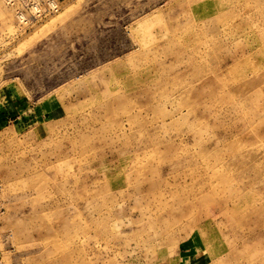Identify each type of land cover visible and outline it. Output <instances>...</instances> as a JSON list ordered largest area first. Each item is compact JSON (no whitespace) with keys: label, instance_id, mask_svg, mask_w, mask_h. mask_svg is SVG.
<instances>
[{"label":"rangeland","instance_id":"374dc122","mask_svg":"<svg viewBox=\"0 0 264 264\" xmlns=\"http://www.w3.org/2000/svg\"><path fill=\"white\" fill-rule=\"evenodd\" d=\"M48 1L0 0V264H264V0Z\"/></svg>","mask_w":264,"mask_h":264},{"label":"bare ground","instance_id":"6f19581e","mask_svg":"<svg viewBox=\"0 0 264 264\" xmlns=\"http://www.w3.org/2000/svg\"><path fill=\"white\" fill-rule=\"evenodd\" d=\"M50 5L54 8H57L59 6L55 1L50 2Z\"/></svg>","mask_w":264,"mask_h":264},{"label":"built area","instance_id":"2783aa9c","mask_svg":"<svg viewBox=\"0 0 264 264\" xmlns=\"http://www.w3.org/2000/svg\"><path fill=\"white\" fill-rule=\"evenodd\" d=\"M51 1H55L57 4H60L59 2H60V0H49L48 1V5H49V3L51 2ZM49 10H52L51 8H50V6H49ZM40 11H38V13H39Z\"/></svg>","mask_w":264,"mask_h":264}]
</instances>
